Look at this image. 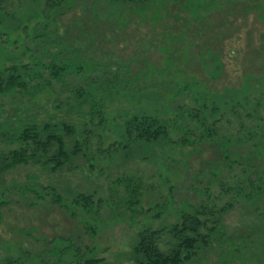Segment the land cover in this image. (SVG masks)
<instances>
[{"label": "rangeland", "instance_id": "1", "mask_svg": "<svg viewBox=\"0 0 264 264\" xmlns=\"http://www.w3.org/2000/svg\"><path fill=\"white\" fill-rule=\"evenodd\" d=\"M0 2L1 7L13 14V22L19 27L25 15L34 12L40 16L44 4L42 0ZM110 7L103 1L99 13L106 14ZM134 19L135 16L132 21L127 20L121 35L108 36L104 50L112 54L116 69L126 67L134 75L142 72L143 76L134 80L139 86L169 81L174 87L150 89L161 93L152 101L135 98L131 103V93L106 96V117L111 125L103 131V140L97 132L89 136L92 153L98 156L93 173L88 174L87 164L80 159L76 163L77 170L73 168L57 177H50L33 166H18L2 177L0 264L7 260H20L25 264H87L96 259L101 260L98 264H135L133 248L143 228L168 229L180 221L187 208L210 201L208 196L212 197V203L219 195V181L225 180L226 173L222 171V178L217 181L206 176L211 166L215 169L217 164L219 168L224 166L217 146L204 144L192 152L194 148L189 144L182 151L175 147L174 151L162 154L159 150V155L164 157L148 156V159L136 148L128 154L124 149L114 152L116 146L112 144L119 137V129L114 126L113 117L119 123L123 118L116 113L120 111L132 112L136 107L152 109L160 105L166 109L164 103L171 100L177 106H193L192 96L176 98V84L197 82L200 88L215 94L239 89L251 75L261 79L264 73V0H173L160 11H150L138 21ZM112 48L116 53L111 52ZM6 53L11 58L28 61L23 56V46ZM4 57L5 53H0V64ZM203 59L214 63L219 60L223 68L213 71L210 65L206 73H202ZM215 72L220 73L215 75L217 79L213 77ZM252 84L259 86L255 81ZM56 90L60 92L58 87ZM67 97L65 93L58 98L57 94L45 90L33 98L37 106L25 95L6 97L1 101L4 109L0 111V124L18 110L43 119L46 111L59 120L76 118L77 114L68 112ZM149 102L152 105H148ZM59 103L64 106L60 111L56 107ZM73 104L77 109L78 105ZM78 119L77 124H80V117ZM173 139L178 141L179 136ZM12 148L0 140V159L7 157ZM245 150L237 147V151ZM101 170L106 172L101 173ZM130 177L141 183L138 198L131 196L130 190L127 192L125 182L118 184ZM29 183L52 186L66 199H72L79 192H97L98 198L106 203L100 213L97 209L85 213L74 206L66 209L52 203V196L43 191L42 186L35 185L36 193L24 189ZM37 194L43 199H38ZM216 201L220 207L225 204L219 197ZM224 218L226 236L213 237L210 245L187 264H264V203L255 208L249 205L233 208ZM168 242L165 232L161 243L163 251L168 249Z\"/></svg>", "mask_w": 264, "mask_h": 264}, {"label": "trees", "instance_id": "2", "mask_svg": "<svg viewBox=\"0 0 264 264\" xmlns=\"http://www.w3.org/2000/svg\"><path fill=\"white\" fill-rule=\"evenodd\" d=\"M103 1L112 6L106 14L99 13ZM170 1L173 0H42L40 16L34 12L25 15L20 27L13 22V14L0 6V53H5V60L0 64V111L4 109L1 101L6 97L25 95L37 106L33 98L47 90L58 98L68 94V112L77 114L76 118L59 120L46 111L43 119L18 110L3 119L0 140L13 148L7 157L0 159V181L18 166L39 167L50 177H57L73 168L77 170L76 163L80 159L87 164L88 174L96 171L95 158L98 156L92 153L89 136L97 132L103 140V131L111 125L106 117V96L131 93V103L135 98L152 101L161 93L150 89L174 87L169 81L151 87L147 83L139 86L134 80L140 79L142 72L134 75L126 67L116 69L112 54L104 50L106 40L109 35H121L128 19L132 21L135 16L134 20L138 21L150 11L168 7ZM32 22L34 26H30ZM18 30L21 34H17ZM20 46L25 47L26 62L6 53ZM210 65L213 71L223 68L219 60L216 63L206 60L202 73H206ZM219 74L215 72L213 77ZM250 78L239 89L215 94L200 88L197 82L176 84V98L192 96L193 106H177L171 100L164 103L166 109L160 105L152 109L136 107L132 112L120 111L116 113L123 118L119 123L113 117L114 126L119 129L118 140L112 144L116 146L114 152L124 149L127 153L136 148L146 159L148 156L161 158L164 156L159 155V150L162 154L174 151L175 147L182 151L190 144L193 152L199 146L210 144L217 146L224 166L221 164L219 168L217 164V169L211 166L206 172L207 178L214 177L217 181L222 178V171L226 173L225 180L219 181V195L212 203V197L208 196L210 201L196 208L190 206L182 212L180 221L168 229L143 228L133 248L135 264L190 263L201 249L210 245L213 237L226 236L224 216L228 212L243 205L255 208L264 203V73L259 78L263 83L256 76ZM254 81L258 87L252 84ZM73 103L78 105L77 109ZM56 107L60 111L64 106L59 103ZM78 117L80 124H77ZM176 135L178 141L173 139ZM238 146L246 150L237 151ZM138 181L130 177L118 184L125 182L127 192L130 190V195L138 198L141 194ZM35 185L42 186L29 183L23 187L36 193ZM42 190L52 196V203L66 209L78 207L85 213L94 209L100 213L106 203L98 198L97 192H79L72 199H66L52 186H42ZM37 195L38 199H43L42 195ZM218 197L225 200L221 207L216 201ZM165 232L169 242L168 249L163 251L161 243ZM99 262L101 260L96 259L87 264ZM5 264L25 263L7 260Z\"/></svg>", "mask_w": 264, "mask_h": 264}]
</instances>
